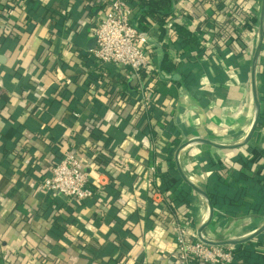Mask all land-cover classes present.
<instances>
[{"label": "crops", "instance_id": "obj_1", "mask_svg": "<svg viewBox=\"0 0 264 264\" xmlns=\"http://www.w3.org/2000/svg\"><path fill=\"white\" fill-rule=\"evenodd\" d=\"M131 1L138 27L158 41V65L166 69V58L174 64L166 69L170 80L158 82L178 93L173 99L161 94L153 116L137 121L120 117L112 106L88 48L103 15L99 0L90 6L88 0H0V264H173L146 238L130 263L128 255L158 223H184L189 237L208 240L240 239L264 224V36L252 83L264 0H171L159 8L149 7V0ZM44 7L45 20L39 22L36 11ZM184 53L190 54L180 60ZM257 101L259 121L248 138ZM93 115L102 121L90 134ZM131 129L140 141L131 153L157 165L169 199L157 202L145 191L134 201L119 197V186L107 176L100 201L74 208L41 191L42 178L70 142L87 152L111 139L107 148L115 151ZM214 141L241 142L225 149ZM181 171L207 192L217 223ZM115 176L131 188L137 182L125 170L110 177ZM210 178L229 185L231 202L221 197L223 207L217 205ZM79 231L93 242L76 238ZM163 241L174 244L171 231ZM262 245L264 232L233 245L247 254L235 264H264Z\"/></svg>", "mask_w": 264, "mask_h": 264}, {"label": "built area", "instance_id": "obj_2", "mask_svg": "<svg viewBox=\"0 0 264 264\" xmlns=\"http://www.w3.org/2000/svg\"><path fill=\"white\" fill-rule=\"evenodd\" d=\"M99 1L103 6V15L94 29L96 44L89 50L98 69H101L99 83L108 92L112 106L118 110L120 117L127 115L135 121L138 119V112H143L141 116L152 115V112L158 109L161 98V93L156 88L158 80L164 82L171 78L170 72L158 65V41L154 42L150 30L143 31L138 28L134 20L136 6L131 4V0ZM194 1L206 4L214 2ZM246 35L249 40L253 38L252 31ZM187 55L189 53L180 60L186 59ZM72 115L80 118L82 113L73 110ZM98 119V116L93 115L89 121L90 127H94L97 121H102ZM89 136L90 141H93L94 137L90 134ZM139 143L138 132L134 129L128 131L115 149L123 151L120 152L123 155L122 162L118 167L105 171L99 168L97 160L88 151H77L74 143L70 142L59 161L54 163L42 178L40 189L55 197L63 194L67 198L65 205L74 208L86 200L100 201L99 193L105 192L106 189V182L102 177L107 176L108 183L112 180L119 186V197L134 201L145 191L154 201L163 202L169 199L171 192L161 189V176L155 163L131 153V147ZM117 169L125 170L134 176L137 180L135 186L131 188L119 182L118 176L113 177L114 179L110 177ZM168 231H171L175 239L171 246L163 241L164 234ZM75 237L84 244L93 242L89 241L88 235L83 231H79ZM145 238L154 240L157 251L164 257L171 258L173 264H235L241 261L233 245H209L200 238H191L187 234L185 224L176 222L171 227L158 223L149 229L145 236L133 245L128 255L129 263L137 255L135 249L144 246Z\"/></svg>", "mask_w": 264, "mask_h": 264}, {"label": "trees", "instance_id": "obj_3", "mask_svg": "<svg viewBox=\"0 0 264 264\" xmlns=\"http://www.w3.org/2000/svg\"><path fill=\"white\" fill-rule=\"evenodd\" d=\"M170 1L171 0H149V3H150L149 7L152 6V4H156V5L158 4V8H159V5H165V6L169 5ZM88 2H89V6H90V5H92V3H94V0H88ZM131 4L136 6L133 1H131ZM39 8H41V6ZM42 9H44V11H42V12L40 10H39V12L36 11V15H37V18H38L39 22H42V21L45 20L44 19L45 18L44 14H45V12H47V11H45V9H47L46 7L42 8ZM138 28L140 29V27H138ZM180 31H181V29H180ZM184 54H186V53H184ZM162 67L171 71L172 68L174 67V64L172 62L168 61L167 58H166V59H164V61L162 63ZM158 91L161 94L165 95L166 98H169V99H173V98H176V96H178L177 95L178 93L176 92L175 88L169 87L167 85H164V83L162 84L160 82H158ZM62 94H64L63 90H62ZM141 112L137 113L138 118L143 113V112L142 113ZM152 126H154V125H152ZM95 127H97V125H94V127H91L89 129L90 134H92L94 132ZM164 127H165V124H164ZM173 129H174L173 126L169 124L168 125V131H172ZM159 131H160V128L158 129V132ZM109 135H110V137L115 138V135H114L113 131H111V134H109ZM110 140L111 139L103 140V143H100L98 145V147H100L101 149H98V147L96 146L97 148H94V149L91 148V149L88 150V152L92 156H94L95 159L97 160L99 168L102 169V170H105V171L106 170H110L113 167H118L120 165V163L122 162L121 159L123 157V155L121 154L123 151H114V150L112 151L110 149H106L107 148L106 146H108V141H110ZM175 142H177V141H175ZM117 154H120V155L118 156ZM125 154H129V153H125ZM248 183L251 184V182H248ZM208 185H209L210 193L212 194L215 202L217 203V205L219 207H223L222 204L224 203V200H225L226 197L228 198V201H225V202H231L229 197H228V194H226V192H225V190H227L226 188L229 185H226L224 181H220V180H217V179H214V178H210V180L208 182ZM231 185H230V187H231ZM253 187L254 186H252L250 188H253ZM118 192H120V190ZM118 192H117V194H118ZM221 197H223V199H222L223 203L220 202ZM161 224L164 225L163 223H161ZM234 247H235L236 253H237L238 257H239L238 259L245 260L247 258V254H245L242 249L237 248L236 246H234ZM262 247L264 248V245H262ZM100 255H101L100 252L95 253L96 257H98V256L100 257ZM200 264H202V263H200Z\"/></svg>", "mask_w": 264, "mask_h": 264}, {"label": "water", "instance_id": "obj_4", "mask_svg": "<svg viewBox=\"0 0 264 264\" xmlns=\"http://www.w3.org/2000/svg\"><path fill=\"white\" fill-rule=\"evenodd\" d=\"M261 22H262V24H261V26L259 27V30H258V45H257V48H256V55H255V58H254V65H253L252 83H253L254 86L256 85V74H257V66H258V57H259V53H260L261 46H262V39H263V36H264V8H263V12H262V20H261ZM95 44H96V37L94 36L91 39L88 48L90 50L93 49ZM174 78L175 79L178 78V75H175ZM256 103H257V106H258V112H256V119H255L254 124L252 126V129H251V131H250V133L248 135V138L251 137L252 134L254 133V131H255L256 127H257L258 121H259L260 111H259L258 101ZM201 140L202 141H206L204 139H201ZM184 147H185V145H182L180 147V149H179V152ZM181 175H182V178L209 203V206L211 208L212 219L214 220L215 223H217V220L219 219V216L215 212L214 205H213L209 195L207 194V192L204 191L203 189H201L200 187L196 186L195 184H193V182L190 180V178H188L187 175L183 174L182 171H181ZM59 195L67 200V198L63 194L60 193ZM263 232H264V224L261 227H259L258 229H256L251 235H249L247 237H244V238H240V239H229V238H226V239H223V240H208V239L204 238L201 235L199 237H200V239H202V241H204L205 243H207L209 245L226 246V245H235L237 243H242V242L251 240V239L255 238L256 236H258L259 234H261Z\"/></svg>", "mask_w": 264, "mask_h": 264}, {"label": "bare ground", "instance_id": "obj_5", "mask_svg": "<svg viewBox=\"0 0 264 264\" xmlns=\"http://www.w3.org/2000/svg\"><path fill=\"white\" fill-rule=\"evenodd\" d=\"M245 138V137H244ZM243 140V139H242ZM241 140V141H242ZM241 141H239V142H237V143H230V144H228V143H221V142H216V141H214V142H216L217 143V145L218 146H221V147H223V148H232V147H235L237 144H239ZM252 233V232H251ZM250 234V233H249ZM248 235V234H247ZM246 236V235H245ZM242 237H244V236H242ZM236 238H241V237H236Z\"/></svg>", "mask_w": 264, "mask_h": 264}, {"label": "rangeland", "instance_id": "obj_6", "mask_svg": "<svg viewBox=\"0 0 264 264\" xmlns=\"http://www.w3.org/2000/svg\"><path fill=\"white\" fill-rule=\"evenodd\" d=\"M222 221H223L222 223H225L227 221V217L225 215H222ZM238 236H240V235H238ZM242 236H245V235L242 234L241 237ZM217 238H219V237H217Z\"/></svg>", "mask_w": 264, "mask_h": 264}]
</instances>
